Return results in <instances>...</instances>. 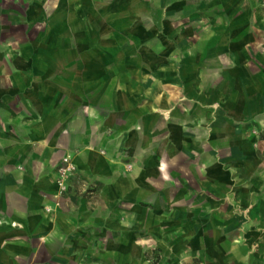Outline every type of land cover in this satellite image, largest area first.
<instances>
[{"label": "crops", "instance_id": "1", "mask_svg": "<svg viewBox=\"0 0 264 264\" xmlns=\"http://www.w3.org/2000/svg\"><path fill=\"white\" fill-rule=\"evenodd\" d=\"M202 4L0 0V264H76L66 157L106 198L194 214L230 257L225 219L195 214L264 191V19ZM247 224L264 228V204Z\"/></svg>", "mask_w": 264, "mask_h": 264}, {"label": "rangeland", "instance_id": "2", "mask_svg": "<svg viewBox=\"0 0 264 264\" xmlns=\"http://www.w3.org/2000/svg\"><path fill=\"white\" fill-rule=\"evenodd\" d=\"M215 1L201 3L210 5ZM242 8L264 19V0H245ZM257 136L264 141V131ZM98 185L78 174L74 166L66 188L58 187L56 205L71 219L75 242L70 248L76 264H232L228 258H237L235 264H264V228L247 224L252 212L264 204V191L254 203L243 206L222 198L214 213L195 214L225 219V225L216 232L233 240L235 246H231L230 257L217 259L220 254L212 244L213 230L203 227L197 231L194 222L185 221L194 214H154L147 208L137 211L127 198H106ZM196 236L200 237L198 241Z\"/></svg>", "mask_w": 264, "mask_h": 264}, {"label": "built area", "instance_id": "3", "mask_svg": "<svg viewBox=\"0 0 264 264\" xmlns=\"http://www.w3.org/2000/svg\"><path fill=\"white\" fill-rule=\"evenodd\" d=\"M74 172V166L70 162V158L66 157L63 159L61 166L57 170L56 183L59 189L63 190L66 188V182L72 176Z\"/></svg>", "mask_w": 264, "mask_h": 264}]
</instances>
